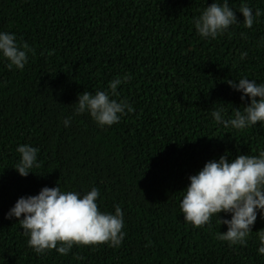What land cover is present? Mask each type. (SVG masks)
Listing matches in <instances>:
<instances>
[{"label":"trees","instance_id":"trees-1","mask_svg":"<svg viewBox=\"0 0 264 264\" xmlns=\"http://www.w3.org/2000/svg\"><path fill=\"white\" fill-rule=\"evenodd\" d=\"M212 2L0 0V31L32 49L23 70L0 60V264H264L256 251L259 214L247 244L229 247L217 238L227 228L215 217L194 228L179 210L188 176L207 161L264 150L259 122L235 132L211 117L248 103L227 80L264 82V0H228L240 23L203 40L192 18ZM242 2L260 11L251 28L243 26ZM125 74L131 79L113 98L126 99L133 111L119 123L100 128L87 114L73 115L77 94L105 90ZM21 143L39 149L40 166L26 177L13 168ZM56 184L96 187L101 211L119 205L120 246L34 253L19 224L4 215L19 197Z\"/></svg>","mask_w":264,"mask_h":264},{"label":"clouds","instance_id":"clouds-1","mask_svg":"<svg viewBox=\"0 0 264 264\" xmlns=\"http://www.w3.org/2000/svg\"><path fill=\"white\" fill-rule=\"evenodd\" d=\"M229 6L228 0H213L199 15L192 18L195 32L203 40L216 39L240 22ZM238 11L243 16V26L251 28L260 15L247 3L242 2ZM243 35V33H241ZM32 52L27 44H19L15 34L0 31V60L8 69L23 70ZM49 55L52 51H49ZM247 52L240 54L241 59ZM131 77L127 74L111 79L105 90L94 93L84 91L77 94L73 115L87 114L100 128L111 127L133 111L126 99H115L118 87L126 84ZM226 83L239 92L241 101L248 103L242 108H233L227 115L223 108L211 112L217 126L240 132L257 125L264 127V82L241 76ZM71 117H65L63 126L69 127ZM18 159L13 168L26 177L38 168L39 149L28 143L16 146ZM188 184L181 191L179 210L183 221L194 228L203 227L215 217L219 225L227 230L218 232L217 238L229 247L245 246L253 233L254 222L264 220V150L256 155L239 154L234 158L227 152L218 159L207 161L194 175L188 176ZM100 192L96 187L82 190H61L56 184L44 186L35 195L19 197L5 213L7 220L15 219L27 237L26 243L37 255L55 250L67 255L73 246H96L106 244L118 248L125 236L124 214L119 205L114 211H101L98 208ZM230 215L220 218L219 214ZM257 254L264 256V228L255 231Z\"/></svg>","mask_w":264,"mask_h":264}]
</instances>
